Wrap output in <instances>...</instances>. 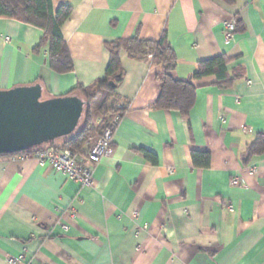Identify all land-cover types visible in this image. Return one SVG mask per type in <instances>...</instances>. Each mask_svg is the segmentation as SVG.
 <instances>
[{"label": "crops", "instance_id": "0c3cea01", "mask_svg": "<svg viewBox=\"0 0 264 264\" xmlns=\"http://www.w3.org/2000/svg\"><path fill=\"white\" fill-rule=\"evenodd\" d=\"M52 1L72 7L62 34L73 71L52 68L41 28L0 17V90L39 83L45 98L69 94L105 77L107 42L164 33L173 78L221 55L229 77L193 81L184 115L153 105L164 66L122 51L115 99L126 111L92 186L33 156L0 157V264H264V153L248 154L264 134V0Z\"/></svg>", "mask_w": 264, "mask_h": 264}, {"label": "trees", "instance_id": "16d2710c", "mask_svg": "<svg viewBox=\"0 0 264 264\" xmlns=\"http://www.w3.org/2000/svg\"><path fill=\"white\" fill-rule=\"evenodd\" d=\"M223 1L233 3L235 0ZM71 14L72 7L70 5H61L55 11L52 0H0V17L16 18L44 31L37 47L49 45L50 64L57 72H70L74 69L67 42L62 34V27ZM106 47L110 53V61L105 77L97 80L91 86H78L70 92L76 93L88 101L78 130L55 145H44L27 153L34 155L44 147H54L71 149L81 156H85L88 138L91 135L101 134L109 127L116 115L125 114L126 106L115 99L116 89L124 78V69L120 58L122 51H127L133 57L150 59L152 65L164 66L165 70L158 74L160 94L153 105L163 109L177 110L184 115H188L195 102L197 88L193 81L207 76H215L226 84L224 81H227L229 77L230 59L221 55L200 61L196 72L188 80L173 78L171 72L176 66V54L166 33L158 41L140 39L136 35L129 39L107 42ZM112 82L114 86L111 84ZM111 101L112 103H110ZM109 103L112 104V107L108 106ZM97 114L103 116L100 123H96ZM263 153L264 134H259L249 146L248 154ZM203 155L206 158V163L209 164L210 154L206 152Z\"/></svg>", "mask_w": 264, "mask_h": 264}, {"label": "water", "instance_id": "95a60500", "mask_svg": "<svg viewBox=\"0 0 264 264\" xmlns=\"http://www.w3.org/2000/svg\"><path fill=\"white\" fill-rule=\"evenodd\" d=\"M87 106L76 93L45 98L39 83L0 90V157L55 145L71 136Z\"/></svg>", "mask_w": 264, "mask_h": 264}, {"label": "built area", "instance_id": "2783aa9c", "mask_svg": "<svg viewBox=\"0 0 264 264\" xmlns=\"http://www.w3.org/2000/svg\"><path fill=\"white\" fill-rule=\"evenodd\" d=\"M237 25L238 21L235 17L224 23V31L228 40H234ZM121 117V114L116 115L109 127L101 134L88 138L85 156H81L71 149L44 147L34 155L26 152L11 156V158L24 160L33 156L42 166H49L52 169L64 172L71 180L79 183L82 187L92 186L94 183L95 165L113 152L114 133ZM240 181V179H235L234 183H240ZM64 227L68 228V226ZM15 261V259H10L11 264H14Z\"/></svg>", "mask_w": 264, "mask_h": 264}, {"label": "rangeland", "instance_id": "374dc122", "mask_svg": "<svg viewBox=\"0 0 264 264\" xmlns=\"http://www.w3.org/2000/svg\"><path fill=\"white\" fill-rule=\"evenodd\" d=\"M116 101H117V100H116ZM110 103H112V101H111ZM110 103H109L108 106L112 107V104H110ZM95 135H97V134H95ZM95 135H91V136H95Z\"/></svg>", "mask_w": 264, "mask_h": 264}]
</instances>
